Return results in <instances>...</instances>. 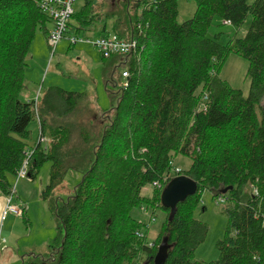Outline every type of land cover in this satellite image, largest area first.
<instances>
[{"label":"trees","instance_id":"16d2710c","mask_svg":"<svg viewBox=\"0 0 264 264\" xmlns=\"http://www.w3.org/2000/svg\"><path fill=\"white\" fill-rule=\"evenodd\" d=\"M193 1V16L181 23L177 0H83L74 10L65 38L114 34L136 44L125 55H100L113 87L112 60L120 62L121 79L128 73L110 94V111L101 112L86 94L56 86L22 100L31 44L37 32L47 39L52 20L39 0H0V193L12 198L24 163L31 182L49 163L40 198L56 222L47 254L21 264H154L163 239L164 264H264V0ZM247 16L242 38L208 36L215 18L239 29ZM230 54L248 63L246 97L219 77ZM177 156L190 166L174 176L190 177L197 190L170 217L160 196ZM68 171L81 181L65 201L57 193ZM147 185L150 197L141 195ZM205 190L225 200L228 222L212 262L192 259L208 231L193 218ZM134 209H150L149 222L156 209L165 212L150 246L149 224L137 221Z\"/></svg>","mask_w":264,"mask_h":264},{"label":"rangeland","instance_id":"374dc122","mask_svg":"<svg viewBox=\"0 0 264 264\" xmlns=\"http://www.w3.org/2000/svg\"><path fill=\"white\" fill-rule=\"evenodd\" d=\"M254 0H247L248 3H252ZM83 5V0H75L73 8L75 11L80 10ZM195 2L193 0H177L179 23L190 19L195 11ZM251 22L250 16H247L243 22V25L238 29L230 24H224L218 18H215L208 32L209 37H213L216 34H221L220 42H227L229 37L236 36L242 38ZM99 34L88 35V39L93 40L98 37ZM67 37V35H66ZM84 48V50H81ZM46 63H44L41 71H39V80L35 88L33 84H29L27 79L37 71L38 59L32 61L28 58L27 68L25 73V88L22 92L21 98L25 100V92H29V95L38 94L40 97L41 92L49 87L56 86L64 89L65 91L81 92L91 98L97 97L96 107L104 111H110V92L114 93L124 84V80L120 78V69L118 68L113 74V78L117 83L116 87H113L110 83L106 84L103 79L106 75L104 71L105 63L102 62L99 52L87 43H77L70 45L67 38H64L55 50V53L50 57L49 48L46 47ZM30 53V52H29ZM30 55V54H29ZM49 62V68L46 70V64ZM248 63L247 61L234 54H230L224 61L219 77L225 80L233 89L240 90L243 97H246L249 92V79L246 76ZM104 72V73H103ZM105 74V75H104ZM46 79V80H45ZM35 82V81H34ZM51 84V85H49ZM107 85V88L105 86ZM31 87V88H30ZM33 98V99H34ZM262 108V109H261ZM261 108L258 109V114L263 112L264 114V100L261 103ZM264 116V115H263ZM32 131V140L28 143L32 144V141L37 136L38 127L36 122H32L29 126ZM190 166V159L185 156H177L171 168V175L175 177V171H186ZM49 163H45L34 181H30L27 178L13 179V191L12 195L13 203L18 202L24 207L27 206L26 217L31 224L32 228L31 237L37 242L36 252L38 254L45 255L48 251V246L52 243V239L56 233V222L48 210L47 204L40 198L42 189L48 182ZM81 176L73 171H68L63 181V187L57 193L58 198L67 200V198L73 195L75 187L80 183ZM152 187L150 185L145 186L141 195L144 197H150L152 195ZM224 204L219 202L218 198H214L212 192L205 190L201 194V201L193 212V218L198 222H201L207 226V234L205 240L195 249L193 253V260L212 262L218 260L219 253L216 249L218 241L225 237L228 222L223 215ZM132 216L143 224H149V231L146 237L147 243L152 245L156 240L158 233L161 230L162 223L164 222L166 215L161 209L155 210V221H150L151 210L141 211V209H134ZM18 226H15L14 230H11V225L16 221H13L9 225V221H5L4 225L6 232H9L8 242L4 247L7 249L1 253L0 262L2 264H8L15 257H25V234L26 223L24 218L18 216ZM8 219V218H7ZM17 223V222H16ZM10 227V229H8ZM46 242V243H45ZM159 246V245H158ZM20 247V252L18 251ZM19 256V257H18ZM21 264V260L19 263Z\"/></svg>","mask_w":264,"mask_h":264},{"label":"built area","instance_id":"2783aa9c","mask_svg":"<svg viewBox=\"0 0 264 264\" xmlns=\"http://www.w3.org/2000/svg\"><path fill=\"white\" fill-rule=\"evenodd\" d=\"M74 1L75 0H39L40 9L49 15L52 20V28L47 37V45L50 51V57H52L55 53V50L58 44L65 38L67 25L74 13ZM225 24H228L225 22ZM70 45H75L77 43H87L93 46L101 56L107 58L113 54H121L125 55L130 53L135 49V41L132 39L124 40L120 39L116 35H107L104 37L96 38L93 40L86 38H77V37H69L67 38ZM122 79H126L128 77V73L124 71L121 75ZM203 99H206L205 97ZM204 104H200L198 109H204ZM177 169L175 173H178ZM27 175V165L23 164L21 169L18 171V178H26ZM167 178L164 179L166 181ZM159 186V185H158ZM12 198L7 197L6 199V207L3 211V217L6 214H11L13 216H22V210L17 208L11 203ZM224 199H219L220 203H223ZM2 217V218H3ZM141 237V234H137Z\"/></svg>","mask_w":264,"mask_h":264},{"label":"crops","instance_id":"0c3cea01","mask_svg":"<svg viewBox=\"0 0 264 264\" xmlns=\"http://www.w3.org/2000/svg\"><path fill=\"white\" fill-rule=\"evenodd\" d=\"M48 27L50 28L51 27V24H49ZM46 47L48 48L46 36L43 33H41V32H37V34L35 36V39L33 40L32 44H31V47H30V50H29V52H30L29 54L30 55L28 57L29 59H32V61L38 59L36 74L34 73L32 76H30L27 79V81H29V84H31V85L33 84V87H32L33 89L35 88L36 85L38 86L39 83H37V82H38L39 77H40L39 76V73H40L39 71H41V68L43 67L44 63H46V57H47V53H46V50L47 49H46ZM81 50H84V48H81ZM27 61H28V59H27ZM119 63L120 62H115V60H112V72H111L112 77H113V74H114V70H117L118 68L119 69L121 68V65ZM49 66H50L49 65V62H47L45 69L47 70L49 68ZM106 78H107V76L105 75V77L103 79L106 81L105 83L108 84ZM49 85H51V84H49ZM105 88H107V85L105 86ZM33 89H32V91H33ZM32 91H31V95H29V92H25L24 97H25V101L26 102L27 101H30V100H32L34 98V94H32ZM110 94H114V93L113 92L112 93L110 92ZM110 94L108 93L109 100H110V103H111ZM37 95L38 94H35L34 100L36 99ZM89 96L91 97V100L95 103V108H97L96 107L97 97L94 96V98H93L91 95H89ZM38 97H39V95H38ZM97 109L100 111L99 108H97ZM103 111L104 110H101V112H103ZM36 124H37V127H38V121H36ZM19 179H21V178H19ZM6 199H7V197L3 196L0 193V256H1V253L4 252L7 249V247H4V246L8 242V239L10 238L9 237V232L8 231L6 232V228H5V227H8V225L5 226L4 223H5V221H9V223H10L9 225H11V223L13 221H16L17 223L15 222L14 224H12L10 226L11 227V230H14L15 229V226H18V218H19L18 216L16 217V216H13L11 214H6L3 217V211L5 210V207H6ZM11 203L14 206H16L17 208H19L20 210H22V212H23L24 207H22V205L20 203H18V202H14L13 203V199L11 200ZM26 210H27V206L25 205L24 214L21 216V218H24V221L26 223L25 225L27 226L26 227L27 228L26 229V232L28 231V233L25 234V255L24 256H27V255H42V254H38V252H36V247H37L38 244L31 237V235H32V228L30 229L31 224L28 221V219L25 218L26 217L25 216L26 215L25 214L26 213ZM10 227L8 229H10ZM19 252H20V247H18V251L16 253H19ZM20 260H21V258L19 259V258H16L15 257L8 264H16V263H19ZM0 264H2V260H1Z\"/></svg>","mask_w":264,"mask_h":264},{"label":"water","instance_id":"95a60500","mask_svg":"<svg viewBox=\"0 0 264 264\" xmlns=\"http://www.w3.org/2000/svg\"><path fill=\"white\" fill-rule=\"evenodd\" d=\"M197 190L196 183L188 176L179 175L173 177L164 187L160 196L161 206L169 209L170 217L174 214L176 205L183 202L187 197L195 194ZM227 190H223L225 194ZM168 245L166 239H163L157 248L154 256V264H164L167 258Z\"/></svg>","mask_w":264,"mask_h":264}]
</instances>
